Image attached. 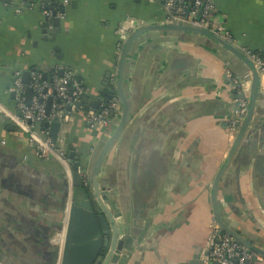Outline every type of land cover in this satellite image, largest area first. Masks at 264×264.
I'll return each mask as SVG.
<instances>
[{"label":"crops","instance_id":"1","mask_svg":"<svg viewBox=\"0 0 264 264\" xmlns=\"http://www.w3.org/2000/svg\"><path fill=\"white\" fill-rule=\"evenodd\" d=\"M13 1L7 6L0 0V99L8 107L16 68L47 71L54 65L73 69L86 96L105 103L104 94L114 89L120 54L116 26L128 15L163 21L160 8L147 0H77L74 7L63 6L60 32L45 40L41 0ZM214 1L220 23L238 44L252 50L264 47V0ZM198 39L152 31L134 44L125 73L132 115L92 175L96 153L111 127L91 128L82 111L72 110L70 119L58 120L54 138L46 128L66 149L71 166L78 163L82 171L83 187H74L73 195L76 264L98 259L101 264L113 243L112 256L121 264H200L206 254L211 186L231 145L223 121L234 91L223 72L244 74L249 67L220 45ZM259 88L258 124L249 126L213 198L225 223L264 249V74ZM66 196L62 166L37 157L26 134L0 119L3 264H52L56 249L57 259L68 225Z\"/></svg>","mask_w":264,"mask_h":264},{"label":"built area","instance_id":"2","mask_svg":"<svg viewBox=\"0 0 264 264\" xmlns=\"http://www.w3.org/2000/svg\"><path fill=\"white\" fill-rule=\"evenodd\" d=\"M54 0H41L38 7L44 16L57 17L62 19L65 14L63 6L69 0H62L61 6L52 7ZM155 4L163 13V21L177 20L192 26L201 27L213 31L219 37L228 42L241 46V50L254 63L260 76L264 74V47L252 50L237 43L232 35L222 26L216 15L214 0H147ZM7 6H13V0H3ZM29 8L32 4L28 5ZM21 10V7H17ZM148 23L145 18L137 16H126L115 29L117 34V49L121 50L123 40L127 35L140 25ZM28 71V70H27ZM24 69L16 68L13 71L8 92L13 93L11 106L8 107L0 99V119L17 126L26 134V140L34 153L42 160L54 159L63 168L67 180V196L64 209V222L68 219L70 205L74 195L72 181L73 169L67 156L66 149L57 144L48 135L46 128H41L43 122L67 121L71 117L72 110L82 111L84 119L91 128L107 131L110 129L114 118L120 113L121 105L114 95L98 107L83 109L77 106L83 97L86 96V88L73 69L65 68L62 65H54L45 68L29 69V83L22 80ZM223 78L234 91L231 101L230 114L223 121L227 130L228 141L234 140L241 121L248 111L250 78L248 74L241 77L226 69ZM32 89L30 105L26 102V87ZM52 97L50 110L45 111L46 100ZM77 172L82 174L80 168ZM210 233L206 242V254L200 258V264H260L264 263V255L257 253L246 245L235 241L225 233L217 221L213 218L210 224ZM61 254L55 264H60ZM0 264H3L0 262ZM116 264H121L117 262Z\"/></svg>","mask_w":264,"mask_h":264},{"label":"water","instance_id":"3","mask_svg":"<svg viewBox=\"0 0 264 264\" xmlns=\"http://www.w3.org/2000/svg\"><path fill=\"white\" fill-rule=\"evenodd\" d=\"M29 1V0H28ZM36 1V0H32ZM69 3L72 7L77 5V0H69ZM55 4L61 6V0H56ZM63 10V9H62ZM42 36L45 40H54L56 33L60 32V19L57 17H47L43 16V22L40 24ZM152 31H161L164 33H175L179 35L182 39L185 40H192L197 41L199 40V37L206 38L208 41H211L214 44L220 45L224 50L232 53L236 58L241 59L244 61L248 67L249 70L244 74H236L238 76H245L248 74V77L250 78V91H249V105H248V111L246 115L243 117L239 130L232 141L228 153L226 156L225 161L223 162L222 166L220 167L213 184L211 186L212 188V219L214 218L217 223L220 225L222 230L227 233L228 235L232 236L235 241L240 242L250 249L255 250L257 253H260L264 255V249L261 247H256L254 245H251V243L247 242L246 240H243L241 237H239V234L237 232H234L232 229L235 228V226H232L228 223H225V221L221 218L219 211L217 210L216 203L214 201L213 196L216 192V187L218 185V182L221 178V175L223 173V170L225 169V166L229 162L232 155L235 153L240 141L244 137L245 133L247 132L249 126L253 125L254 127L258 124V119L256 117V99L260 95L259 93V86H260V74L258 70L255 68L254 63L252 60L244 54V52L241 50V46L232 44L228 42L227 40L219 37L217 34H215L213 31H210L205 28L192 26L190 24H187L182 21L177 20H171V21H154V22H148L144 25H140L137 28H135L133 31H131L127 37L123 40V45L120 50V54L118 57V63L116 67V78L114 80V89H110L108 93H105L104 96L106 97V100L108 101L112 96H116L120 102L121 110L120 113L114 118L112 125H111V134L105 141V143L102 145V147L97 151L94 164L92 168L93 170L98 171L99 167L101 166L106 154L111 149L115 141L118 139V137L122 134L124 128L126 127L131 115L132 110L129 104V99L126 93V66H127V58L130 56V52L134 46V44L138 41V39L148 32ZM34 68H31L33 70ZM109 76V75H108ZM22 80L25 84L29 83V70L25 71L23 73ZM32 89L27 86L26 87V102L28 105H30L31 95H32ZM13 96V93L11 94ZM52 101V97H48L46 100V107L45 111L46 113L50 110V104ZM99 102L97 99H91L87 96L83 97L81 101L77 104V106H82L83 109H88L89 107H98ZM228 118V117H227ZM225 118V119H227ZM41 128H50V136L52 138L55 137V131L59 126L58 121L53 122H43L40 124ZM68 156V153H67ZM69 156H72V153H69ZM77 166L78 163H74L72 166L73 173H72V181L74 187H83V181L81 179L80 174L77 172ZM92 180V179H91ZM93 195H96V191L93 192ZM85 197V196H83ZM79 199V198H78ZM76 197H74L73 202L70 207L69 211V217H68V225H67V231L65 236V243L63 246L62 254H61V262L60 264H76L77 262L74 260L73 253L76 251V247H73V229H72V221L73 216L76 208ZM82 203V202H81ZM100 220L102 221V226L104 227V234L105 238L108 239V227L106 222L103 221V216H100ZM232 227V228H231ZM115 249L114 243L109 247V250L107 254L104 256L103 262L101 264H116L117 260L115 256H112V252ZM56 256H57V249L55 251V257L52 264H55L56 262ZM1 262V257H0ZM100 259L96 260L93 264H99ZM195 262V261H193ZM2 263V262H1ZM92 264V263H89Z\"/></svg>","mask_w":264,"mask_h":264},{"label":"trees","instance_id":"4","mask_svg":"<svg viewBox=\"0 0 264 264\" xmlns=\"http://www.w3.org/2000/svg\"><path fill=\"white\" fill-rule=\"evenodd\" d=\"M51 6L52 7H57L54 1L52 2Z\"/></svg>","mask_w":264,"mask_h":264},{"label":"rangeland","instance_id":"5","mask_svg":"<svg viewBox=\"0 0 264 264\" xmlns=\"http://www.w3.org/2000/svg\"><path fill=\"white\" fill-rule=\"evenodd\" d=\"M118 5H119V3H118ZM121 10H122L123 12H125V9H124V7H123V8H121Z\"/></svg>","mask_w":264,"mask_h":264}]
</instances>
